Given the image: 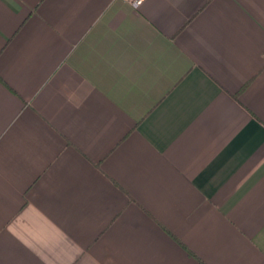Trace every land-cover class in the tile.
<instances>
[{
	"label": "crops",
	"instance_id": "obj_1",
	"mask_svg": "<svg viewBox=\"0 0 264 264\" xmlns=\"http://www.w3.org/2000/svg\"><path fill=\"white\" fill-rule=\"evenodd\" d=\"M0 264H264V0H0Z\"/></svg>",
	"mask_w": 264,
	"mask_h": 264
},
{
	"label": "built area",
	"instance_id": "obj_2",
	"mask_svg": "<svg viewBox=\"0 0 264 264\" xmlns=\"http://www.w3.org/2000/svg\"><path fill=\"white\" fill-rule=\"evenodd\" d=\"M128 3L131 4V6H133L134 8H138L142 2V0H125Z\"/></svg>",
	"mask_w": 264,
	"mask_h": 264
}]
</instances>
